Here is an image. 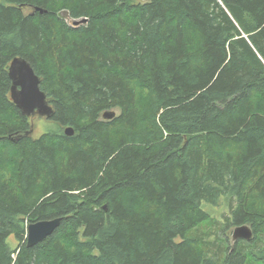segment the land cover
<instances>
[{
  "label": "trees",
  "instance_id": "16d2710c",
  "mask_svg": "<svg viewBox=\"0 0 264 264\" xmlns=\"http://www.w3.org/2000/svg\"><path fill=\"white\" fill-rule=\"evenodd\" d=\"M15 58L54 108L38 138ZM215 218L254 239L195 232ZM263 244L264 0H0V264H264Z\"/></svg>",
  "mask_w": 264,
  "mask_h": 264
},
{
  "label": "water",
  "instance_id": "95a60500",
  "mask_svg": "<svg viewBox=\"0 0 264 264\" xmlns=\"http://www.w3.org/2000/svg\"><path fill=\"white\" fill-rule=\"evenodd\" d=\"M37 11L44 12L41 9H37ZM9 78L12 82V101L23 116L27 118L38 116L47 119L53 117L54 108L50 105L47 94L41 89L42 80L27 60L15 58L9 68ZM115 117L116 113L114 111H108L103 116L105 120H112ZM65 133L67 136H73L74 130L68 127ZM61 222L62 219L59 218L29 225L27 229V246L31 248L44 242L55 233ZM253 239L254 233L250 226L236 227L233 234L234 241L251 242Z\"/></svg>",
  "mask_w": 264,
  "mask_h": 264
},
{
  "label": "rangeland",
  "instance_id": "374dc122",
  "mask_svg": "<svg viewBox=\"0 0 264 264\" xmlns=\"http://www.w3.org/2000/svg\"><path fill=\"white\" fill-rule=\"evenodd\" d=\"M141 89V88H139ZM114 112L119 115L118 110H114ZM30 124H31V135L34 138H38L41 135L45 134L46 132L52 130L55 128V124L50 119L47 118H40L38 116L29 118ZM10 173V171H9ZM11 175H13V172L11 171ZM236 227H233L232 225L226 224L222 222V219L215 218L211 222H205L202 225H200L195 232L201 233L206 235V238L208 240H211L217 244L218 246L224 245V242H226V245L229 248H234L237 242L241 241H234L233 240V234ZM244 241V240H243ZM15 239H11V243H14ZM236 242V243H235ZM264 248V244L261 245ZM216 248V247H215Z\"/></svg>",
  "mask_w": 264,
  "mask_h": 264
},
{
  "label": "bare ground",
  "instance_id": "6f19581e",
  "mask_svg": "<svg viewBox=\"0 0 264 264\" xmlns=\"http://www.w3.org/2000/svg\"><path fill=\"white\" fill-rule=\"evenodd\" d=\"M236 243V242H235Z\"/></svg>",
  "mask_w": 264,
  "mask_h": 264
},
{
  "label": "flooded vegetation",
  "instance_id": "af4514ba",
  "mask_svg": "<svg viewBox=\"0 0 264 264\" xmlns=\"http://www.w3.org/2000/svg\"><path fill=\"white\" fill-rule=\"evenodd\" d=\"M36 117V116H35Z\"/></svg>",
  "mask_w": 264,
  "mask_h": 264
}]
</instances>
